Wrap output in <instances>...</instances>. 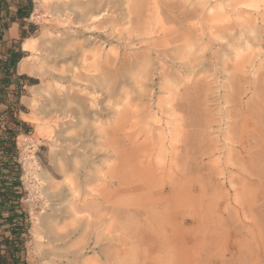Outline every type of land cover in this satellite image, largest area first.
<instances>
[{
	"label": "rangeland",
	"instance_id": "rangeland-1",
	"mask_svg": "<svg viewBox=\"0 0 264 264\" xmlns=\"http://www.w3.org/2000/svg\"><path fill=\"white\" fill-rule=\"evenodd\" d=\"M84 1L90 0L45 5L29 0V14L4 50L15 55L12 67L0 69V264H264V151L253 135L264 103V0H92L87 6ZM55 6H68L66 22L50 15ZM100 9L102 21L78 22L82 12ZM163 33L179 39L191 34L198 74L175 75L168 57H156ZM27 38L35 42L29 52L20 50ZM96 48L152 58L147 95L138 100L151 112L163 95L159 83L166 85V69L187 94L176 111L183 133L170 177L174 191L165 186L164 192L179 199L140 206L133 192L113 194L117 185L93 188L98 211L87 226L84 218L66 212V203L77 198L64 186L51 192L56 188L43 180L46 173L55 174L48 113L58 88L34 103L31 87L43 83L34 73L19 76L17 65L23 57L31 66L47 57L45 69L58 75L76 64L71 58L82 50L91 54ZM153 126L166 127L165 120ZM241 127L250 135L243 147L235 142ZM227 131L234 141L224 138ZM93 137L88 148L107 149L104 138ZM82 242L85 249L76 253Z\"/></svg>",
	"mask_w": 264,
	"mask_h": 264
},
{
	"label": "bare ground",
	"instance_id": "bare-ground-1",
	"mask_svg": "<svg viewBox=\"0 0 264 264\" xmlns=\"http://www.w3.org/2000/svg\"><path fill=\"white\" fill-rule=\"evenodd\" d=\"M57 1L59 2V0ZM50 2L51 0H37L38 5ZM57 3L55 5H58ZM83 4L90 5L92 0L84 1ZM67 8L68 6H55L50 15L55 17L58 22L64 23L69 18V14L66 12ZM101 12L102 9L96 13L82 12L78 22L97 23L102 21L103 14ZM126 13L129 15V10ZM128 15L126 18H129ZM149 35L151 34L149 33ZM190 35L185 36V39H179L168 37L163 33V35H159V39L157 38L159 42L157 41L158 43L155 45L156 57H160L162 60L168 57L166 61L171 63L175 75H180V73L189 76L193 73L196 75L201 70L199 69L201 63L197 62L195 51H193L196 42ZM27 48H35V42L30 41L29 38L23 44V49ZM52 49L48 50L49 53H52ZM98 49L96 48L91 54H86L82 50L76 57L71 58L72 61H77L76 64L69 63L64 68L65 73H57L58 75H53V72L45 69L44 64L47 57L41 56L38 61L35 60L36 63L33 62L32 66L25 58L18 67L19 72L34 73L43 83L40 86L31 87L34 103L38 101L37 96L48 95L51 97L54 87L58 88L59 96L50 100L51 102L48 101L50 103L48 105L51 106L48 116L53 119V125L49 124L50 126H48L51 128L50 140L53 148H51L50 158L55 174L48 172L43 180L47 183L50 182L56 188L51 192H56L64 186L68 194L77 198L76 201L70 200L71 203H66V212L73 219L84 218L87 226L93 224L94 215L98 211V204L95 203V201H99L97 200L98 195L95 194L93 188L117 185L113 194L124 196L133 192L138 197L137 199L135 197V203L140 206L143 204L159 205L167 200L176 202L179 199L177 197L171 199L164 195V192L165 186H168L169 190H173L175 185L171 183L170 177L175 174V162L179 158L176 152L180 151L178 141L183 133L179 124L183 120L176 115V111L180 105L178 100L184 99L187 94L186 89L180 87L182 82L173 80L171 70L166 69L163 73L166 85L163 82L159 83V89L163 95L155 98L157 111L151 112L150 106L138 103V100L147 95L146 87L148 85L145 83V79L150 77L149 68L152 58L150 59L146 52L142 54L133 52L130 55L120 56L113 50L103 53ZM182 53L185 56L181 57ZM71 60L69 61L71 62ZM162 60L160 63H163ZM46 74L48 75L47 81H45ZM63 81L67 85H62ZM261 105L262 116L255 125L253 135L258 138V145L264 151V103ZM102 112H106L105 117L101 116ZM163 114L166 119L162 118ZM162 119L165 120L166 127L153 126L155 122H160ZM244 120L242 119L240 122H244ZM43 127L44 125L38 127L37 134ZM73 129L80 130V132L74 130L73 134ZM229 133L227 131L224 138L230 142L234 141ZM231 133L233 134V132ZM245 133H247L246 130L241 127L240 134L235 141L239 147H243V143L250 136ZM92 135L97 141L104 138L107 149L100 152V150L95 151L96 147L88 148L91 143L88 137ZM228 156L230 155L228 154ZM56 177H62V180L55 182ZM51 192L48 193L49 197L52 195ZM100 192L98 191V193ZM60 194L61 192L57 195ZM142 211L148 214L147 209ZM153 214L157 213L153 212ZM101 216L100 214L99 217ZM85 229L86 226L82 233ZM82 243L76 253L85 249L86 243ZM81 262L88 264L84 260Z\"/></svg>",
	"mask_w": 264,
	"mask_h": 264
},
{
	"label": "crops",
	"instance_id": "crops-1",
	"mask_svg": "<svg viewBox=\"0 0 264 264\" xmlns=\"http://www.w3.org/2000/svg\"><path fill=\"white\" fill-rule=\"evenodd\" d=\"M29 9V0H0V69L7 70L9 69V66L13 64L12 55H15L14 52L11 50L4 52V50L6 48H9L11 43L16 38L19 30V22L21 21V19H25L24 15H26V11ZM14 15L16 17L15 20H10V17ZM18 16L20 17L18 18ZM24 41L22 43V49L20 48V50L29 52V48L23 49ZM25 58L26 57H23L18 62L17 74L19 76L21 74V72L18 71L19 63ZM6 76L9 78H13L12 83H17L18 78L16 77V75L11 76L8 73Z\"/></svg>",
	"mask_w": 264,
	"mask_h": 264
},
{
	"label": "trees",
	"instance_id": "trees-1",
	"mask_svg": "<svg viewBox=\"0 0 264 264\" xmlns=\"http://www.w3.org/2000/svg\"><path fill=\"white\" fill-rule=\"evenodd\" d=\"M29 14V12L28 13H26V16ZM15 18L16 17H14V16H12V17H10V20H15ZM13 66V64L12 65H10L9 67H12Z\"/></svg>",
	"mask_w": 264,
	"mask_h": 264
}]
</instances>
